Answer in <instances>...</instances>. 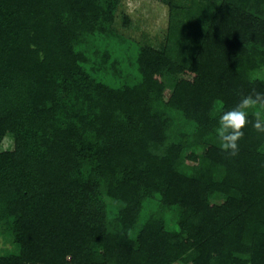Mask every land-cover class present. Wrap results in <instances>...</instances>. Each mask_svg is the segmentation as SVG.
Here are the masks:
<instances>
[{
  "label": "trees",
  "instance_id": "trees-1",
  "mask_svg": "<svg viewBox=\"0 0 264 264\" xmlns=\"http://www.w3.org/2000/svg\"><path fill=\"white\" fill-rule=\"evenodd\" d=\"M120 2L0 0V264H264L255 108L236 155L215 134L264 92V0H166L112 87L122 58L85 46L123 41Z\"/></svg>",
  "mask_w": 264,
  "mask_h": 264
},
{
  "label": "rangeland",
  "instance_id": "rangeland-1",
  "mask_svg": "<svg viewBox=\"0 0 264 264\" xmlns=\"http://www.w3.org/2000/svg\"><path fill=\"white\" fill-rule=\"evenodd\" d=\"M124 15L128 18L127 25L123 23ZM168 15L169 9L166 0H121L113 24L123 41H119L114 47L111 39L102 42L104 47L98 41H91L93 44L89 42L87 45L85 44V47L92 56L91 58H93L91 59L92 62L96 59L93 57L95 56L93 51L98 48H101L100 50H108L112 58L113 53H115V56L122 58V63L119 66L123 74L120 77L113 76L109 69L103 70L102 68L93 72L94 78L99 82L104 81L112 87L119 85L126 78L134 80L137 74L128 64L130 62L133 64L137 45L145 42L154 48H159L164 43L169 22ZM124 72L131 73V76L124 74ZM10 145L9 139H5L1 148H10ZM150 206L151 204L149 203V206L147 204L144 209H151ZM10 248L11 242L4 238L3 235H0V251Z\"/></svg>",
  "mask_w": 264,
  "mask_h": 264
},
{
  "label": "clouds",
  "instance_id": "clouds-1",
  "mask_svg": "<svg viewBox=\"0 0 264 264\" xmlns=\"http://www.w3.org/2000/svg\"><path fill=\"white\" fill-rule=\"evenodd\" d=\"M258 78L257 73H251L249 80ZM249 108H255V120L252 126L258 133H264V92L255 91L241 97L238 103L222 111L218 116L215 134L219 147L226 150L228 155H236L239 151L238 140L244 135L243 129L249 122Z\"/></svg>",
  "mask_w": 264,
  "mask_h": 264
}]
</instances>
